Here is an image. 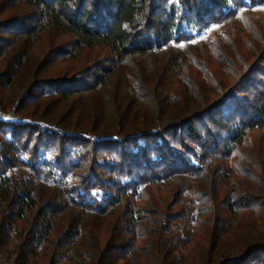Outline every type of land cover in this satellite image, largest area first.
Listing matches in <instances>:
<instances>
[{"label": "trees", "instance_id": "1", "mask_svg": "<svg viewBox=\"0 0 264 264\" xmlns=\"http://www.w3.org/2000/svg\"><path fill=\"white\" fill-rule=\"evenodd\" d=\"M249 3L264 0H0L13 264H264V14L239 21ZM212 24L225 38L195 39ZM66 58L70 75L41 73Z\"/></svg>", "mask_w": 264, "mask_h": 264}, {"label": "rangeland", "instance_id": "2", "mask_svg": "<svg viewBox=\"0 0 264 264\" xmlns=\"http://www.w3.org/2000/svg\"><path fill=\"white\" fill-rule=\"evenodd\" d=\"M252 13L253 15H258V14H264V5H252L251 3L248 4L247 7H245L241 13L238 16V20H242V16L246 13ZM229 30V26L226 24H212L208 28L201 30V32H196L195 33V39L200 40L204 38L208 39H214V38H225L226 33ZM70 37L68 36H52L51 41L53 42L54 45H61L66 43ZM50 41V38H46L44 41L43 46V51L46 50L48 47V43ZM48 50V49H47ZM38 53L41 54L40 50H38ZM100 55V54H99ZM83 67L90 65L92 62H90L91 54H86L83 53ZM42 57V56H40ZM38 60H40L38 58ZM37 59H32L29 63L32 66H36L38 64ZM76 62L72 61L69 58L66 59H61L57 61H51L47 66L44 67V72L41 71V73H44L45 76H63V75H70L75 71L76 68L79 67V65L76 64ZM16 240H14L13 237H10L9 240L7 241V244L5 247L0 250V264H13V258L14 254L10 253L8 250H12L14 247V243ZM30 264V263H29Z\"/></svg>", "mask_w": 264, "mask_h": 264}]
</instances>
